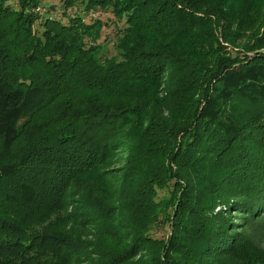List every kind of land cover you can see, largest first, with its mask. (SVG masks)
I'll list each match as a JSON object with an SVG mask.
<instances>
[{"label": "trees", "instance_id": "obj_1", "mask_svg": "<svg viewBox=\"0 0 264 264\" xmlns=\"http://www.w3.org/2000/svg\"><path fill=\"white\" fill-rule=\"evenodd\" d=\"M235 216L264 219V0H0V264H264Z\"/></svg>", "mask_w": 264, "mask_h": 264}, {"label": "rangeland", "instance_id": "obj_2", "mask_svg": "<svg viewBox=\"0 0 264 264\" xmlns=\"http://www.w3.org/2000/svg\"><path fill=\"white\" fill-rule=\"evenodd\" d=\"M59 10H57L56 14H59ZM121 162L118 160L116 164H113L110 168L109 171H111L112 169H116L117 166L120 164ZM70 196H68V201L70 202V205L66 207V213H70V215H73L72 212V208L77 204V197L73 195L72 190L69 191ZM159 197H162L164 195V192H159ZM219 210H224L223 212H225L226 207L224 206H219L216 208V212ZM235 215V214H233ZM73 220L77 223V220L75 218H73ZM242 222L241 225L239 227L235 226L236 230L239 229V231H241L242 235L245 236V238H247V240L260 247L263 251H264V219L258 218L257 221L253 224L249 221H247V223L243 220V218L239 217V216H235L234 217V222ZM62 231L66 234H76V235H81L82 236V231H86V230H82V228H78L76 226H71L69 224V222H66L65 225L62 227ZM168 234V227L165 226L164 228H161L159 230V232H157L155 234L156 237L158 238H164L166 235ZM154 236V235H153ZM143 258V256H142ZM93 259V258H92ZM85 264L87 263V260H85L84 262ZM83 263V264H84Z\"/></svg>", "mask_w": 264, "mask_h": 264}]
</instances>
